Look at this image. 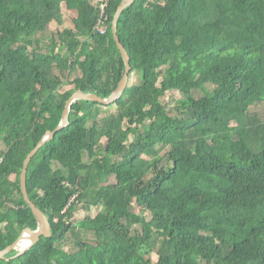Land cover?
<instances>
[{"label":"trees","instance_id":"obj_1","mask_svg":"<svg viewBox=\"0 0 264 264\" xmlns=\"http://www.w3.org/2000/svg\"><path fill=\"white\" fill-rule=\"evenodd\" d=\"M122 1L102 16L99 0H0V252L39 228L21 185L30 153L75 92L108 99L124 76L112 33ZM63 4L74 28L43 48ZM118 36L140 84L109 106L72 105L28 171L52 235L0 264H264V119L251 111L264 104V0H137ZM170 91L187 94L173 112L158 103ZM217 137L244 150L220 154ZM80 206L100 211L75 223Z\"/></svg>","mask_w":264,"mask_h":264},{"label":"water","instance_id":"obj_2","mask_svg":"<svg viewBox=\"0 0 264 264\" xmlns=\"http://www.w3.org/2000/svg\"><path fill=\"white\" fill-rule=\"evenodd\" d=\"M136 1L137 0H123L116 11V14L113 19V24H112L113 37L121 53L123 61L125 63V72H124L123 78L121 79L117 89L113 92V94L108 99H104L103 97L96 95V94L85 93L82 90L75 92L66 103L60 126L54 132H48L42 138V140L38 143L37 147L30 153V155L28 156L24 164V169L21 175V185H22V190H23L25 200L29 204V206L32 208V210L34 211L35 216L39 222V228L36 231L30 228L26 229L22 233L20 239L15 244L10 246L5 251L0 252V259H5L6 256L10 254L11 252H13L14 250L19 251V255L17 257H22L29 249H31L33 246L39 243V240L41 239V237L48 238L52 235L51 226L48 221V218L45 216V213L42 210H40L38 206L32 201V199L30 198L29 192H28L27 182H28V171H29L30 164L32 163V160L34 159V157L38 154L39 150L47 142L55 138L61 131L67 129L70 126V121H69L70 110H71L72 105L75 102L86 100V101L100 103L105 106H109L111 104H114L115 101H117L123 96L125 90L127 89L129 85L130 75L132 72V66H131V58L127 50L121 43V40L118 36V22L124 10L134 5ZM25 240H29L30 243L27 246L23 247V243Z\"/></svg>","mask_w":264,"mask_h":264},{"label":"rangeland","instance_id":"obj_3","mask_svg":"<svg viewBox=\"0 0 264 264\" xmlns=\"http://www.w3.org/2000/svg\"><path fill=\"white\" fill-rule=\"evenodd\" d=\"M94 2L98 3V0H94ZM62 16H63V25L59 26L57 23H52L49 25L48 30L42 34L39 35V37L42 40V47L45 48V43L52 37V36H56V34H58L59 32H62L66 29H73L74 28V19L76 17V12L73 10H70L66 7L65 4L62 5ZM80 73H73L72 76L70 77V79L68 80L67 77H63V80L65 82V86L63 87V91H71L73 92L74 86L71 84H68V81H73L75 79V77L80 76ZM129 84L130 85H134V84H140V75L138 73H132L130 76V80H129ZM215 87L213 86H209L208 89L210 90V92H212L214 90ZM205 92L202 90L196 91L194 92V95L196 98H202L203 96H205ZM187 94L186 93H182L180 91H170L166 94H162L159 97L158 103L161 106H166L167 109L170 112H173V107L176 106L177 102L184 99ZM233 105H235L233 102H231ZM118 109L117 107H112V108H103L101 110V114H100V121H103L106 116L117 112ZM251 111L253 112H257L258 115L260 116V118L263 120L264 119V104L261 105H255L251 108ZM106 140H103V143L101 144L102 147L105 146L106 144ZM211 143L214 145V147L216 148V150L220 153H230L232 151H242L243 146L241 144H232L230 142V140L225 139V138H213L211 139ZM167 151L161 152V156H164L165 153ZM86 160L90 161V155L88 154L86 156ZM165 162H166V158H165ZM16 177L13 176V179H15ZM115 179L112 178L107 184L109 183H114ZM100 211V208H93L91 211H87L85 208H83L82 206L79 207V209L76 210L75 212V216L73 218V222L77 223L79 221H82L83 219H85L87 216L91 215L92 217H96L98 215V212ZM139 211V210H137ZM85 237L88 239H95V236L93 234H85ZM73 237L71 235H69V238L67 241H65L63 247L69 252L72 253L75 248H74V242H73ZM153 259L156 260V256L153 255Z\"/></svg>","mask_w":264,"mask_h":264},{"label":"built area","instance_id":"obj_4","mask_svg":"<svg viewBox=\"0 0 264 264\" xmlns=\"http://www.w3.org/2000/svg\"><path fill=\"white\" fill-rule=\"evenodd\" d=\"M106 0H99V4L101 5L102 8V16L106 7ZM97 33L100 35H105L107 33V27H105L103 20H100V24L98 26V28L96 29Z\"/></svg>","mask_w":264,"mask_h":264},{"label":"bare ground","instance_id":"obj_5","mask_svg":"<svg viewBox=\"0 0 264 264\" xmlns=\"http://www.w3.org/2000/svg\"><path fill=\"white\" fill-rule=\"evenodd\" d=\"M29 243H30L29 240H25L24 243H23V247L27 246Z\"/></svg>","mask_w":264,"mask_h":264}]
</instances>
